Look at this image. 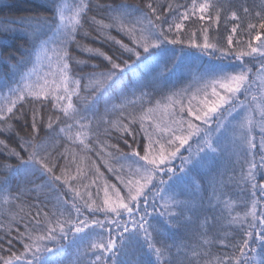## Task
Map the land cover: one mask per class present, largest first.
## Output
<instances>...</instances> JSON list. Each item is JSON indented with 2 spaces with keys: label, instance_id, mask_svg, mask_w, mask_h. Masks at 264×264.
I'll list each match as a JSON object with an SVG mask.
<instances>
[{
  "label": "snow or ice",
  "instance_id": "obj_1",
  "mask_svg": "<svg viewBox=\"0 0 264 264\" xmlns=\"http://www.w3.org/2000/svg\"><path fill=\"white\" fill-rule=\"evenodd\" d=\"M49 3L52 16L26 20L25 32L39 45L36 59L42 55L50 71L42 82L26 76L23 87L9 89L6 105H0V136L17 137L16 147L0 138V148L19 162L15 167L3 165L0 175V208L8 206L0 221V250L5 239L9 245L0 264H62L60 241L69 237L88 241L83 253H91L90 264H180L172 254V248L179 246L165 241L152 218L155 214L173 227L191 219L185 214L193 206L174 191L173 163L186 148L189 156H180V171H185L194 138L195 155L201 161L229 153L237 157L244 165L237 184L249 188L251 202L238 211L232 200L221 201L228 227L239 230V240L235 236L227 243L220 240L230 252L213 259L206 247L211 241L202 234L189 247L191 258L186 253L183 264H264V182H260L264 181V9L253 13L242 5L244 16L254 17L255 22L249 19L245 25L246 39L236 35L240 24L233 25L222 47L209 38L210 27L219 25L222 13L233 21L241 16L221 0L175 5L147 0L146 11L97 3L96 9L104 13L100 18L90 15L92 0H78L70 13L66 0ZM193 18L212 24L199 28L200 43L192 31L187 46L216 61L233 60L200 65L192 84L172 91L154 106H144L147 93L139 98L138 111L136 100L113 103L114 92L124 96L123 74L125 69L135 71L133 58L137 67L162 60L166 66L167 61L180 59L167 45L185 43V22ZM113 30L130 43L113 36ZM87 38H103L119 47L108 54L81 42ZM76 53L102 57L106 70ZM46 108L62 115L45 116ZM113 114L117 118L112 119ZM13 121L23 125L25 135ZM93 155L122 187L105 177ZM37 174L47 177L44 186L50 195L44 199L36 195L43 190L41 185L29 187L35 183L30 177ZM12 177H18L16 195L11 194ZM33 195L36 203L27 200ZM14 242L22 245L19 254L11 249Z\"/></svg>",
  "mask_w": 264,
  "mask_h": 264
},
{
  "label": "trees",
  "instance_id": "obj_2",
  "mask_svg": "<svg viewBox=\"0 0 264 264\" xmlns=\"http://www.w3.org/2000/svg\"><path fill=\"white\" fill-rule=\"evenodd\" d=\"M158 4H187L190 0H153ZM228 6H232L233 10L238 12L241 16L240 21H233L228 19L225 13L221 14V20L219 25L212 24L211 21H197L194 18L191 21L185 22V32L182 34V39L185 43L183 45H167L169 49H174L180 56L177 61H165L162 60L158 64H151L145 67L143 64H139L133 58L130 63L133 65L132 71L125 69L123 86L124 96L120 97L119 92L112 94V102L120 105L127 104L128 100H136V109L140 107V97L142 93H147L143 97V104L145 107L154 106L156 101L163 102V98L170 94L172 91H178L185 87L186 82L193 78V74L199 69L200 65L206 63H229L233 60L232 57H228L223 61H216L211 59L207 55H203L198 49L189 48L187 46V40L190 37L192 31H196L195 40L197 43L202 42V33L199 31L201 25L207 26L212 24L208 35L209 38L218 43L220 46H226V37L230 34L231 27L237 23L240 24V28L237 29V37L246 39L247 34L244 32L245 25L249 19L255 22V18L252 16L245 17L241 6H247L251 12L261 11L264 9V0H221ZM69 7H74V3H78V0H66ZM99 3L101 5H111L113 7L127 4L131 6H137L146 11L147 0H92L93 9L90 15L96 14L98 18L103 16V10H97L95 5ZM70 13V12H69ZM52 16V10L49 0H0V29L13 28L14 31H0V105H6L7 98L10 95L9 89H15L16 87H23L24 78L31 74L34 76L39 73V64L44 63L43 56L37 60L36 56L39 53V45L32 39L30 33L25 32V21L33 17H47ZM47 31V29H45ZM93 35H96L93 33ZM112 35L117 39L123 40L124 43H130L127 36L122 33H118L115 30L112 31ZM90 47L100 48L108 54H112L119 46L115 45L111 41L101 39L87 38L81 41ZM235 44V39H234ZM53 45H50L52 47ZM183 49L181 53L180 50ZM81 59H89L91 63L99 65V70H106V61H103L102 57H90L88 53H76ZM142 53V57H143ZM199 59H196V58ZM125 58L127 55L125 54ZM247 59V58H246ZM234 62V61H233ZM35 69V73L32 70ZM91 69L85 68V72ZM84 74V73H81ZM37 76V75H36ZM32 78V77H31ZM43 81V80H42ZM41 81V82H42ZM35 82V80L33 81ZM82 83H86L82 82ZM75 101V98H74ZM151 101V104L149 103ZM19 106V105H18ZM103 107L101 105V111ZM128 110H132L131 106H128ZM49 114L62 115L58 112L46 108L44 115ZM127 115V111L124 113ZM112 119L117 118L116 114H113ZM15 128L20 132V135H25L23 131V125L18 121H13ZM138 127V125H137ZM9 143L11 146H17V137L12 134H4L0 136ZM63 143V141H62ZM191 147H195V138L190 142ZM196 145V146H194ZM19 150V149H18ZM191 157V162L184 163V172H181V159L176 158L173 166L176 168L174 179L177 180L175 186V193L182 201L189 202L193 206L192 212H186V217H190V220L182 219L175 226L168 225L164 222V218L158 217L155 214L152 218L153 225L158 228L164 235L165 241L170 245H176L179 247L172 248L173 258H177L180 264H183L185 254L187 253L191 258L189 247L195 246L200 240L201 235L206 234V238L211 241L208 247L210 249L211 257L213 259L223 256L225 253L230 252V248H225L220 243L223 239L225 243L232 240L233 236L239 240L240 236L237 235L239 230L233 231L229 228L225 216L221 214L223 209L222 200H232L236 205V210H241L244 205H250L251 196L250 190L246 185L237 184V181L244 170V165L237 162V157L229 153L226 157L217 158L215 161H201L195 155V152ZM189 156V152L186 149L181 150L180 156ZM203 155V153H201ZM92 159L96 164L100 165V169L104 172L105 177L111 183H116L117 187H122L115 178L108 173L104 167L103 162L97 159L94 155ZM11 163L15 167L19 162L14 157H9L0 148V175L3 174L2 166ZM18 177L11 178V194L16 195ZM33 184H29L30 188H36V185H41L43 190L36 193L41 199L49 196L50 193L45 184L46 176L37 174L30 177ZM167 180V177L165 176ZM259 179V176H258ZM264 182V181H260ZM171 184V181H168ZM94 193V190H93ZM95 195V194H94ZM102 195V193H101ZM27 200L31 203H36V196H29ZM49 207L51 205L49 204ZM8 211V206L0 208V212L4 215H0V221L4 220ZM151 211V209H150ZM159 212V208H157ZM90 215V214H89ZM99 218L103 219V214H97ZM21 230L23 226L21 225ZM3 235V230L0 229V237ZM219 238V239H218ZM88 241H81L79 238L75 240L69 237L67 240L60 241L63 246L62 264H90L91 253L87 256L84 255L83 249L87 247ZM259 247V245H257ZM9 245L6 239L3 241V250H0V255H8ZM13 252L19 254L23 251L22 245L19 242H14L11 246Z\"/></svg>",
  "mask_w": 264,
  "mask_h": 264
},
{
  "label": "rangeland",
  "instance_id": "obj_3",
  "mask_svg": "<svg viewBox=\"0 0 264 264\" xmlns=\"http://www.w3.org/2000/svg\"><path fill=\"white\" fill-rule=\"evenodd\" d=\"M76 3H74V5H75ZM73 8V7H72ZM72 8L71 7H69V12H71V10H72ZM49 55H51V53H49ZM257 61H253V63H256ZM49 71H50V69H49V67H48V61L47 60H45L44 61V63H42V64H39V73L38 74H35L34 76H31L32 77V81H37V80H39V81H42L47 75H48V73H49ZM51 71H55V69H54V67L51 69ZM37 75V76H36ZM193 83V78H191V79H189L188 80V82H186V85H185V87L184 88H186V87H188L190 84H192ZM194 146H196V145H194ZM186 149V148H185ZM183 150V149H182ZM192 151H194L195 152V147H193L192 148ZM188 152V151H187ZM193 153V152H192ZM180 157V154L177 156V158H179ZM186 157V156H185Z\"/></svg>",
  "mask_w": 264,
  "mask_h": 264
}]
</instances>
